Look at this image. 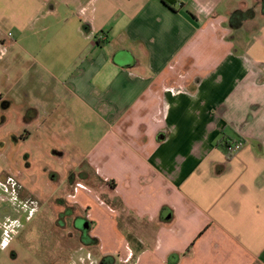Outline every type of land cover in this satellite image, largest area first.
Returning a JSON list of instances; mask_svg holds the SVG:
<instances>
[{
  "label": "crops",
  "instance_id": "0c3cea01",
  "mask_svg": "<svg viewBox=\"0 0 264 264\" xmlns=\"http://www.w3.org/2000/svg\"><path fill=\"white\" fill-rule=\"evenodd\" d=\"M52 1L0 0V57L40 40L29 55L72 101L24 103L12 136L40 118L55 141L79 107L105 128L82 153L105 196L87 205L99 243L67 264H264V14L235 30L246 0ZM225 136L244 146L229 156Z\"/></svg>",
  "mask_w": 264,
  "mask_h": 264
},
{
  "label": "rangeland",
  "instance_id": "374dc122",
  "mask_svg": "<svg viewBox=\"0 0 264 264\" xmlns=\"http://www.w3.org/2000/svg\"><path fill=\"white\" fill-rule=\"evenodd\" d=\"M246 1L255 7L256 15L259 14L245 23L246 27L251 28L260 20V0ZM60 11L64 13L63 10ZM39 18L42 16L39 15L36 20ZM40 26L41 24H34L32 28L36 27V30H29V34L39 33ZM52 31L54 27L50 32ZM248 31L246 32L250 36L253 31ZM50 32H42V40ZM14 33L16 35L17 32H9L7 29L4 35L10 36L11 42L16 39ZM39 47L40 40L37 39L33 44L29 40L17 47L11 46L8 54L0 60V98L8 95L13 102L10 111L0 105V119L2 116L9 119L8 124H2L0 120V264H67L74 249L86 245L81 242L80 233L72 225L73 220L82 216L87 218V205L93 195L96 201L97 198H105L102 190L95 186L92 173L88 176V162L82 156V153L89 155L97 148L105 128L86 125L82 115L87 112L81 107L74 118H67L66 127H57L63 130L60 139L56 137L57 140L54 141L42 135L37 137L44 130L38 127L43 120L36 118L29 127L32 130L31 137L15 143L12 130L15 132L16 128L20 129L17 116L22 112L24 103L43 104L51 101L55 108V92L61 94L60 97L63 96L61 101L72 103L63 95L62 89H55L47 74L29 55L28 51L38 53ZM67 104L64 105L66 108L69 106ZM71 123H74V127H70ZM24 128H21V132ZM54 175L57 179L53 178ZM73 179L81 182L78 183L79 187L76 185L74 188L70 182ZM12 180L18 185H12ZM69 192L72 194L68 195ZM67 200H76L74 202L77 204H73L72 212L65 218L67 221L63 220L64 226H61L57 223L58 213L67 205ZM11 219H19V228L17 221L13 224ZM70 231L74 233L73 237L69 236ZM6 236L9 239L11 237L8 245L4 243ZM86 246L88 249L97 248L96 244ZM14 253L18 254L16 258Z\"/></svg>",
  "mask_w": 264,
  "mask_h": 264
},
{
  "label": "trees",
  "instance_id": "16d2710c",
  "mask_svg": "<svg viewBox=\"0 0 264 264\" xmlns=\"http://www.w3.org/2000/svg\"><path fill=\"white\" fill-rule=\"evenodd\" d=\"M260 6H261V11L264 14V0H260ZM255 17H256L255 7H248L246 9L238 8L234 10L230 15V26L235 30L239 29L244 25V22L246 20L253 19ZM234 141L236 140H232L225 136L219 141L218 145L223 151H225L230 156L232 152V143ZM98 243L99 241L97 238L90 236L89 245L98 244ZM102 262H105V259H103Z\"/></svg>",
  "mask_w": 264,
  "mask_h": 264
},
{
  "label": "flooded vegetation",
  "instance_id": "af4514ba",
  "mask_svg": "<svg viewBox=\"0 0 264 264\" xmlns=\"http://www.w3.org/2000/svg\"><path fill=\"white\" fill-rule=\"evenodd\" d=\"M3 57V56H2ZM2 57H0V59H2ZM5 97H1L0 98V100H1V104L2 103H4L6 100L4 99ZM27 130V128H24V130L22 131V135H20V137H16V136H13V137H15L16 138V140H15V143H17V142H19L20 140H25L26 139V137H24V132ZM53 178L54 179H57V176H53ZM13 181V180H12ZM16 181H13L11 184L12 185H15L16 184V186L18 185V183L16 182ZM6 188H9L8 186L6 187ZM74 207L72 206V205H66L59 213H58V218H59V220H57V223L58 224H60L61 226H64V221H67V220H65V218L67 219V217L69 216V213L70 212H72V209H73ZM71 209V210H70ZM9 218V217H8ZM78 218H85V217H77V218H75L74 220H73V226L78 230V232L80 233V240H81V242H83V244H86V245H88L89 244V241H90V228L89 229H87L86 231H84V230H82V229H80V228H78L77 226H76V221H77V219ZM10 219V218H9ZM85 219H87V218H85ZM12 220V222H14V221H16L17 219H11ZM64 220V221H63ZM88 220V219H87ZM17 222H18V224H17V227L19 228V226L21 225V222L19 221V219L17 220ZM91 224V223H90ZM73 235H74V233L72 232V231H70V235L69 236H71V237H73ZM10 242H8V244H9ZM7 244V245H8ZM86 245H83V246H86ZM18 254L17 253H14V258H16V256H17Z\"/></svg>",
  "mask_w": 264,
  "mask_h": 264
},
{
  "label": "water",
  "instance_id": "95a60500",
  "mask_svg": "<svg viewBox=\"0 0 264 264\" xmlns=\"http://www.w3.org/2000/svg\"><path fill=\"white\" fill-rule=\"evenodd\" d=\"M122 57L125 59L126 54L124 53V54H122V56L118 55V56H117V60H119V59H123ZM169 216H170L169 213H166V212L163 213V217H164V218H169ZM76 226H77L78 228H80V229L86 231L87 229L90 228L91 224H90V222H89L87 219H85V218H78L77 221H76Z\"/></svg>",
  "mask_w": 264,
  "mask_h": 264
},
{
  "label": "built area",
  "instance_id": "2783aa9c",
  "mask_svg": "<svg viewBox=\"0 0 264 264\" xmlns=\"http://www.w3.org/2000/svg\"><path fill=\"white\" fill-rule=\"evenodd\" d=\"M179 1L180 2H183V0H179ZM9 35H11V33H9ZM1 55H3V53H1ZM243 146H244V141L243 140H241V139L236 140V141H234L232 143V151L234 152V151L240 150ZM16 221H14L13 224H15ZM10 239H11V237H10ZM10 239H9V237H7L6 240H4V243L5 244H8V242L10 241Z\"/></svg>",
  "mask_w": 264,
  "mask_h": 264
}]
</instances>
